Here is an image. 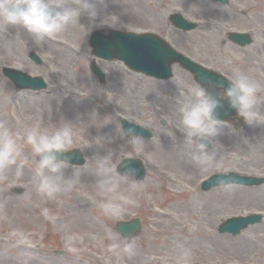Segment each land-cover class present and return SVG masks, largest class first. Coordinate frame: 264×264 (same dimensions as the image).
Instances as JSON below:
<instances>
[{"label": "rangeland", "instance_id": "obj_1", "mask_svg": "<svg viewBox=\"0 0 264 264\" xmlns=\"http://www.w3.org/2000/svg\"><path fill=\"white\" fill-rule=\"evenodd\" d=\"M67 2L75 4V0ZM228 2L103 0L96 5L100 15L94 27L82 13L78 23L42 42L18 26L0 25V69L6 66L41 76L48 84L38 93L18 89L0 71V124L17 134L32 127L53 134L68 126L73 136L70 149L78 147L86 157L81 168L64 170L67 177L78 172L79 182L71 191L53 196L38 189L36 165L27 146L18 161L23 164L21 176H16L15 166L0 172V264H264V183L208 192L198 187L208 175L224 170L264 176V0ZM172 13L197 22L198 27L188 32L176 29L169 21ZM110 29L154 32L202 66L229 79L239 70L261 85L255 120L238 132L224 123L217 159L206 171L196 162L192 170L186 167L191 181L185 171L173 172L176 182L171 185L158 177L156 169L165 166L157 146L164 143V136L175 135L172 126L180 125L181 108L197 84L177 65L172 78L159 81L128 71L119 61L90 55L89 33ZM232 31L249 33L253 42L234 45L226 38ZM55 39L58 44L50 43ZM32 51L41 64L28 58ZM92 60L105 73L104 83L92 76L88 65ZM94 115L105 119L102 129H93ZM122 117L151 129L152 138H141L139 146L127 143L119 132ZM98 137L102 145L93 142ZM179 143L187 145L185 139ZM109 150L115 164L124 157L144 162L146 176L138 190H130L124 180L115 192L98 189V178L92 177H98L93 156ZM110 200L123 204L121 215L103 213ZM83 208L96 228L72 225L71 215ZM253 212H261L263 219L238 235L219 234L215 229L228 217ZM158 213L163 215L161 220ZM133 217H140L143 227L128 242L134 248L129 255L114 225ZM182 249L190 251V260L181 258Z\"/></svg>", "mask_w": 264, "mask_h": 264}, {"label": "clouds", "instance_id": "obj_2", "mask_svg": "<svg viewBox=\"0 0 264 264\" xmlns=\"http://www.w3.org/2000/svg\"><path fill=\"white\" fill-rule=\"evenodd\" d=\"M102 2L103 0H75V4L70 5L67 0H0V25L18 26L42 42L45 38H55L65 31L69 24L78 23L82 13L87 15L90 26L94 27L100 15L96 5ZM228 82L226 88L214 84L211 80L198 82L197 86L189 90L190 98L181 108L180 131L191 148L192 160L202 171H206L217 159L223 147L219 137L223 134L225 121L219 118L218 110L223 107L224 102L247 124L257 116L261 85L239 70H234ZM217 87L222 90L216 91ZM117 115L120 117L119 113ZM119 132L122 138H126L127 143L139 146L143 142L134 127H120ZM93 142L97 145L103 144L102 138L99 137ZM72 144V130L68 126L53 134L41 131L39 127L28 128L22 134H17L0 124V172H6L15 166L16 176H21L23 164L18 161L22 159L24 148L27 146L36 165L34 180L38 189L48 196L71 191L79 182L78 172H73L71 177L65 176L64 172L70 167V157L65 154L70 152ZM93 158L98 174L97 186L101 192H115L121 180L129 183L130 190H138L139 181L134 178L136 169L131 167L132 161L120 160L118 165L115 164L111 150L103 155L95 154ZM118 166L125 169L123 174L117 172ZM217 180L226 188H231L234 182L227 170H224V174ZM123 210L122 203L111 200L106 202L102 209L109 217L119 216ZM123 250L129 255L134 252L131 243H126ZM180 256L184 261H188L191 253L182 249Z\"/></svg>", "mask_w": 264, "mask_h": 264}, {"label": "water", "instance_id": "obj_3", "mask_svg": "<svg viewBox=\"0 0 264 264\" xmlns=\"http://www.w3.org/2000/svg\"><path fill=\"white\" fill-rule=\"evenodd\" d=\"M219 1L226 2V0ZM170 19L171 22L179 29L190 30L196 26L194 23H190L182 19V16L177 14L172 15ZM228 36L232 42L243 47L244 45L250 44L252 41L250 36L246 33L233 32L229 33ZM88 44L91 47L92 55L105 60H120L131 70L144 73L158 79L169 78L172 74V64L178 62L184 68L193 72L196 82L211 80L214 84L218 86L221 85L223 88H226L229 83L228 80L220 74L215 73L214 71L206 70V68H202V66L190 61L182 54L174 51L169 44L154 33H133L111 30L105 34L102 31H94L89 37ZM30 58H32L36 63H40V59L34 53L30 54ZM90 69L95 76H98L100 81L104 80V74L94 63H91ZM2 73L7 76L17 88H22L23 90H41L46 87V83L41 77L33 78L22 71L7 67L2 69ZM218 89L219 87H217L216 91ZM218 112L221 120L231 116L238 118L239 121L236 123V128H240L242 124L241 118L236 115L234 110L228 107L226 102H224L223 107L219 109ZM121 127L124 129L134 127L139 136L144 138H149L152 135L149 130L125 120L122 121ZM65 155L70 157V164L82 165L85 162L82 153L78 151V149L70 150V152ZM63 158L65 157H61V159ZM123 160L132 161L131 167L136 169L134 177L136 180H141L144 177L145 171L139 160ZM117 171L118 173L123 174L125 169L118 166ZM221 175H223V173H220L219 175H211V177L202 182L200 187L203 190H208L214 186L221 185L217 180V178ZM228 175L233 177V183L240 185H259L264 182V178L242 176L234 172H229ZM260 220V214H252L247 217H231L218 226V232H229L236 235L240 232V230H242V228L244 229L249 224L253 225ZM140 228L141 223L138 219H132L126 222L118 221L115 225L116 233H119L123 237L127 238L128 241L137 235Z\"/></svg>", "mask_w": 264, "mask_h": 264}, {"label": "bare ground", "instance_id": "obj_4", "mask_svg": "<svg viewBox=\"0 0 264 264\" xmlns=\"http://www.w3.org/2000/svg\"><path fill=\"white\" fill-rule=\"evenodd\" d=\"M50 39V38H49ZM59 40H50V43L52 44H58ZM12 52H14V50L11 49ZM75 53H78L77 51ZM75 55V54H74ZM64 61V60H63ZM66 63H63V67H65ZM66 68V67H65ZM65 71L62 70L61 73H64ZM172 100V98H171ZM99 112V111H98ZM106 123L105 119L103 118V116H97L95 117L94 115V120H93V129H102V125H104ZM172 130L175 133V135L177 137L174 136H164L162 141L164 143H162L161 145L157 146V150L158 152H160L161 154V161L165 166L164 168H160V169H156V173L158 175V177L164 181L165 183L171 185V184H175L176 182V176L174 175L173 172H177V173H183L187 168L191 167V170L193 169V166L195 165L194 161L191 158V148L189 145H185V144H180L179 143V139L180 141L184 142V136L180 131V125L174 124L172 126ZM179 138V139H178ZM190 160V161H189ZM193 165H191V163ZM97 171V169L95 170ZM172 171V172H170ZM187 176L188 172L185 171L184 172ZM190 176H187L188 181L190 180ZM93 178H98L95 176H92ZM76 203V200H74ZM72 203V204H73ZM84 207H87L86 204H81ZM74 206V205H73ZM157 217L161 220L163 215L162 213H158ZM71 223L72 225H74L75 227H82L84 226H88L89 228H96V224L94 219H92L91 215L88 214V210L83 208V210H79L77 213H73L71 215ZM208 234V233H207Z\"/></svg>", "mask_w": 264, "mask_h": 264}]
</instances>
